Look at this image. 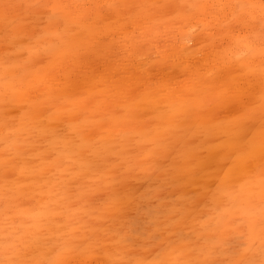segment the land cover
<instances>
[{"label":"snow or ice","instance_id":"6c2138e0","mask_svg":"<svg viewBox=\"0 0 264 264\" xmlns=\"http://www.w3.org/2000/svg\"><path fill=\"white\" fill-rule=\"evenodd\" d=\"M16 7L19 6L0 3V18L4 21L0 43L6 54L18 44L31 40L24 26L10 21L11 10ZM26 7L39 11L42 35L54 37L55 42L43 53L29 43V57L23 64L5 59L0 73L5 127L9 133L16 130L14 121L9 119L13 110L30 114L34 119L45 115L49 119H80L83 115V123L88 126L77 130V135L81 139L87 136L98 149L97 160L89 164V170L99 183L91 187L87 182L89 177L73 170L70 161L59 160L54 146L49 163L66 173L67 182L59 191L52 185L48 190L49 199L41 205V209L47 211L37 210L25 203L28 193L17 192L23 183L21 177L27 171L16 163L22 153L17 151L15 156H5V191L0 197V264H264V0H193L150 5L39 0ZM105 9L109 13L125 15L131 24L140 19L139 10L169 19L183 15L185 19L197 22L188 26L190 33L197 30L213 36L219 33L227 46L219 49L224 54L215 57L210 71L193 70L189 65L184 79L177 81L175 87L169 79L144 75L143 62L148 57L143 55L139 56V71L126 65L118 71H109L102 76V87L96 79L92 57L111 54L112 46L98 31ZM110 28L111 25H107L105 31ZM121 30L132 29L126 23ZM164 32L149 25L146 38L134 41L129 47L139 49L152 45L158 55L167 54V49L161 46ZM85 84L91 86L85 89ZM257 89L258 96L253 99ZM165 91L180 100L163 107L157 104L156 121L145 124V146L135 161H128L125 172L137 168L179 172L182 154L177 145L186 139L194 124L207 120L227 123L234 134H224L225 142L232 150L226 156V170L221 169L223 174L218 176V190L227 196L226 200L217 201L222 212L213 225L210 220H203V213L199 217L193 215L199 212V201H194L189 213H177L175 231L168 235L161 232L149 238L148 245L156 251L155 259H94L104 249L103 238L94 228H87L80 234L73 218L66 215V209L78 207L85 200L95 215L119 217L126 206L123 185L113 186L106 181V174L113 172L116 164L105 155L117 152L119 146L115 142L117 138L107 134L112 127L124 122L141 120L142 110L156 103ZM67 103L87 105L91 119L76 106L65 107ZM218 108L230 109L231 120H221L220 113L215 111ZM97 127L101 129L99 138L104 140L103 145L96 142ZM50 131L65 145L70 143L62 130ZM5 142L9 143L8 137ZM73 180L78 181L76 192L71 190ZM197 219L201 221L199 229L190 226V222ZM221 227L225 230L232 227L249 240L258 229L261 258L258 261L245 257L227 261L200 259L205 252L194 234L198 231L203 235ZM136 246V241H128L126 255L134 257ZM238 247L248 250L249 246L242 243Z\"/></svg>","mask_w":264,"mask_h":264},{"label":"rangeland","instance_id":"374dc122","mask_svg":"<svg viewBox=\"0 0 264 264\" xmlns=\"http://www.w3.org/2000/svg\"><path fill=\"white\" fill-rule=\"evenodd\" d=\"M97 1L79 0L81 3L104 5L109 3L150 5L156 3L180 4L193 2V0ZM216 1L220 2V0ZM37 2L39 0H0V3H10L19 6L11 10L10 21H15L18 25L24 26L27 29V34L31 37L30 42L25 41L22 44H18L17 47L8 50L7 54L3 44L0 43V73H2V65L5 59L20 64L28 60L29 43L38 47L42 53L52 48L55 38L42 35L39 11L26 7L30 3ZM232 2H235V0H232ZM104 17H108V19H104ZM139 17L140 19L137 21L139 23L131 24L130 21H127L125 15H117L114 12L109 13L107 9L104 10L101 16V27L98 31L105 38L106 42L112 46L111 54L108 56L94 55L92 57V66L97 70L96 79L101 82L102 87V76L109 71H118L125 65L131 70L139 71L140 69L137 68V65L141 63L139 60L140 55L148 57L143 62L144 69L142 71L144 75L168 78L172 82L173 87H175L177 81L184 79L188 71V64L191 67L194 66V70L198 68V70L206 72L212 69L215 57L219 53L220 55L224 54L219 51V48L223 49L227 45H225L226 42L220 37L219 33L213 36L201 30L192 33L188 31L190 24L195 25L197 23L195 20H187L183 15L172 19L156 13L155 15L154 13L149 15L147 10H139ZM142 19L143 21L147 20L146 22L144 21L147 25L144 24ZM126 23L132 25H130L132 30L128 32L121 30V26ZM148 23L149 25L152 23L151 26L165 30L161 46L167 49V54L161 53L158 55L157 50L152 45H144L139 50L135 46L129 47L134 41H141L146 38L147 34L145 33L149 29ZM107 25H111V30L105 31ZM3 28L4 21L0 18V32L3 31ZM139 33L141 35H138ZM205 47L207 48L205 49ZM210 54H213V57ZM228 54L231 55V53ZM178 56L182 59L180 60ZM196 64L197 67L195 66ZM208 65L211 67H208ZM90 86L89 84H85L84 88L87 89ZM257 90L253 94V99L258 96ZM170 95L169 92L165 91L163 95L158 97L159 100L157 99L156 103L142 110L144 116L141 120L128 122V126L122 123L121 127H112L111 131L107 134L117 138L115 142L119 147L117 152L105 154L110 162H115L116 164L115 170L106 174V181L113 186L123 185V196L126 206L119 217L112 219L95 215L88 206L87 201H83L86 216L75 220L74 226L83 225L82 227H77L80 234H83L87 228H94L96 234L103 238L104 249L100 256L93 257L94 259H108V257L109 259L135 257L145 260L155 259L156 251L148 245L149 238L161 232L168 235L171 231H175L176 220L178 219L177 213L182 215L189 213L191 210L190 206L194 201H199V212L193 215L199 217L203 213V220H210L213 225H215L216 220L222 212V208L217 207V201L226 200L227 196L218 190V176L223 174L221 169H225L227 153L232 150L231 145L225 142L227 137L224 134H234V130L227 123L220 124L216 121L207 120L194 124L189 130L186 139L177 145L178 152L182 154L180 160L182 170L179 172L165 173L159 168L155 170L137 168L130 173L125 172L128 161H135L145 146L147 139L145 124L146 122L156 121V117L158 116V111L155 110L157 104L163 107L173 102H179L180 98H172ZM165 97L168 99L164 100ZM73 106H76L82 114L86 113L89 119H91L92 113L87 105L65 104V107L70 108ZM215 111L222 114L220 115L221 120H231V116L229 115L230 109L218 108ZM83 118V115H81L80 119H49L45 115L39 119H34L30 114L13 110L10 113L9 119L14 121L16 130L9 133V130L5 127L4 108L2 101H0V197L3 196L5 191L3 176L4 158L7 155L15 156L17 151L22 153V155L16 160V163L27 169L21 178L23 183L17 188V192L19 194L30 193L28 199L25 201L26 204L35 208V199L33 198V194L35 193L32 192L33 190L34 192L37 191L36 186L38 183L44 182V184H47L45 182L48 180L53 185L57 184V187L66 183V173L56 169L49 163V155L54 146L59 160L70 161L73 170L81 172L85 177H89L88 184L93 188L96 187L99 181L93 178V174L89 170V164L97 160L95 153L98 149L93 146V142L87 136L81 139L77 135V130L88 126L83 123ZM132 123L136 126L132 125ZM130 125L134 127H130ZM104 127H108V125ZM45 129L49 131L46 132ZM52 129L62 130L63 135L70 143L65 145L63 140H58L51 135L50 130ZM113 131L115 132L114 134ZM100 132L101 129L97 127L96 142L99 145H103L104 140L99 138ZM6 137L9 138V143L5 142ZM109 167H111V164ZM33 171L35 174H33ZM121 173L123 174L121 175ZM45 178L48 179L46 180ZM77 184V180L72 181V192L79 190ZM0 204H2V200H0ZM200 223L201 221L197 219L195 222H190V226L199 229ZM185 231H187V228H185ZM258 235L259 231L257 229L256 234L249 240L247 236H240L239 232L233 230L232 227H229L227 230L221 227L217 230H209L203 235H200L197 231L194 234V239L199 240L200 246L205 252V255L199 257L200 259L207 258L210 260L227 261L245 257L258 261L261 258V240ZM130 240L136 241L137 245L134 257L126 255L127 243ZM242 243L249 246L248 250L238 247Z\"/></svg>","mask_w":264,"mask_h":264},{"label":"bare ground","instance_id":"6f19581e","mask_svg":"<svg viewBox=\"0 0 264 264\" xmlns=\"http://www.w3.org/2000/svg\"><path fill=\"white\" fill-rule=\"evenodd\" d=\"M81 1V0H80ZM103 1V0H102ZM109 1V0H108ZM96 2H98L97 0H96ZM105 2V1H104ZM103 2V3H104ZM217 2V1H216ZM142 12V11H141ZM154 15H155V13H154ZM139 21V20H138ZM142 21H143V19H142ZM145 22L147 21V20H144ZM143 21V22H144ZM178 21V20H177ZM145 22H144V24H145ZM174 22V21H173ZM137 23H139V22H137ZM141 24H143V23H141ZM143 24V25H144ZM152 24V23H151ZM150 24V25H151ZM129 25H131V24H129ZM145 25H147V24H145ZM172 25H175V24H172ZM178 25V24H177ZM132 26V25H131ZM143 27V26H142ZM148 27H149V23H148ZM146 28V27H145ZM109 30H111V29H109ZM138 30H140V29H138ZM142 30V29H141ZM149 30V29H148ZM148 30H147V32L145 33V34H147L148 33ZM162 30H164V29H162ZM122 32V31H121ZM140 32V31H139ZM138 35H141L140 33L138 34ZM216 39V38H215ZM219 40V39H218ZM212 44V43H211ZM216 44V43H215ZM217 44H219L218 42H217ZM226 45V44H225ZM213 46V45H212ZM207 47H205V49H206ZM210 48V47H209ZM216 48V47H215ZM217 49V48H216ZM220 49V48H219ZM136 50V49H135ZM139 50V49H138ZM187 50H188V48H187ZM191 50V49H190ZM211 51V50H210ZM218 51V50H217ZM137 52V51H136ZM188 52V51H187ZM190 52V51H189ZM208 52V51H207ZM206 52V53H207ZM140 53V52H139ZM142 53V52H141ZM186 53V52H185ZM191 54H192V52H190ZM194 53V52H193ZM201 53V52H200ZM203 53V52H202ZM205 53V54H206ZM217 53V52H216ZM222 53V52H221ZM196 54V53H195ZM197 54H198V52H197ZM188 56H189V54H187ZM192 55H194V54H192ZM207 55V54H206ZM205 55V56H206ZM210 55H212V57H213V54H210ZM214 55L216 56V54L214 53ZM219 55H220V53H219ZM229 55V54H228ZM177 56V55H176ZM183 56V55H182ZM195 56V55H194ZM197 56V55H196ZM199 56V55H198ZM201 56V55H200ZM218 56V55H217ZM179 57V59H180V56H178ZM185 57V56H184ZM190 57V56H189ZM211 57V58H212ZM187 58V57H186ZM198 58H201V57H198ZM178 59V58H177ZM182 59V58H181ZM180 59V60H181ZM196 59V58H195ZM209 59V58H208ZM213 59V58H212ZM211 59V60H212ZM203 60V59H202ZM198 61V60H197ZM183 62H184V60H183ZM186 63V62H185ZM212 63V62H211ZM190 64H188V66H189ZM196 67H197V64L195 65ZM210 65H208V67H209ZM212 66H213V63H212ZM194 67V66H193ZM193 67H192V69H193ZM200 67V66H199ZM208 67H206L207 69H209ZM211 67V66H210ZM144 69V68H143ZM148 69V68H147ZM188 69V68H187ZM198 69V68H197ZM194 70V69H193ZM196 70V69H195ZM203 71H205V70H203ZM208 71H210V70H208ZM182 72V71H181ZM185 72V71H184ZM183 72V73H184ZM207 72V71H206ZM171 75V74H170ZM164 76V75H163ZM181 78V77H180ZM182 78H183V76H182ZM168 79V78H167ZM179 79V78H178ZM174 82V81H173ZM172 83V82H171ZM257 92H258V90H257ZM171 96V95H170ZM169 96V97H170ZM173 98V97H172ZM176 98V97H175ZM177 98H179V97H177ZM176 98V99H177ZM168 98H166L165 97V99L164 100H167ZM175 99V100H176ZM159 100V99H158ZM163 101V100H162ZM220 115H222V114H220ZM224 116V115H223ZM222 116V117H223ZM73 119V118H72ZM135 123V122H134ZM123 124H126L127 126H128V122H125V123H123ZM132 125H134L133 123H132ZM132 125H130V127L132 126ZM125 126V125H124ZM134 126H136V125H134ZM134 126H132V127H134ZM116 127V126H115ZM117 127H119V126H117ZM121 127V126H120ZM130 127H128V128H130ZM121 129V128H120ZM124 129H125V127H124ZM115 131V130H114ZM113 131V134L116 132H114ZM119 131V130H118ZM117 131V132H118ZM221 151V150H220ZM212 165V164H211ZM49 168V167H48ZM50 170H52V169H50ZM146 172V171H145ZM45 173V172H44ZM139 174V173H138ZM162 174V173H161ZM43 175H45V174H43ZM87 175V174H86ZM66 176V175H65ZM22 178V177H21ZM46 179V178H45ZM48 179V178H47ZM46 179V180H47ZM34 180V179H33ZM39 180V179H38ZM37 180V181H38ZM52 180V179H51ZM34 181H36V180H34ZM43 181H45V180H43ZM48 181V180H47ZM63 181V180H62ZM32 183H33V181H31ZM38 183V182H37ZM25 184V183H24ZM35 184V183H34ZM22 185V184H21ZM52 183H50V184H44V182H40V183H38L37 184V191L36 192H34V190H33V192L32 193H35V194H33V198L35 199V209H37V210H43V211H47V209H41V205H43L48 199H49V197H48V190H49V188H51L52 187ZM57 185V184H56ZM22 188H24L23 186H22ZM29 188H31V187H29ZM59 188L60 187H57V191H59ZM21 191V190H20ZM23 191V190H22ZM29 191V190H28ZM25 192V191H24ZM30 194V193H29ZM32 197V196H31ZM83 201L84 200H82L81 202H80V205L78 206V207H69V208H67L66 209V215H68V216H70V217H72L73 218V222L75 223V220H79V218L80 217H82V216H86V209H85V207H84V203H83ZM89 215V214H88ZM78 226H83V225H78ZM77 226V227H78ZM76 227V228H77ZM259 231V230H258ZM228 232H230V231H228ZM258 237L260 238V236L258 235ZM258 237H257V239H258ZM108 239V238H107ZM256 239V240H257ZM256 240H255V242H256ZM254 242V243H255ZM118 246V245H117ZM102 258H104V257H102ZM105 258H107L106 256H105ZM108 259H109V257H108ZM216 260V259H215Z\"/></svg>","mask_w":264,"mask_h":264}]
</instances>
